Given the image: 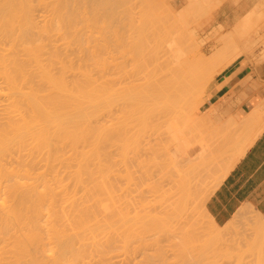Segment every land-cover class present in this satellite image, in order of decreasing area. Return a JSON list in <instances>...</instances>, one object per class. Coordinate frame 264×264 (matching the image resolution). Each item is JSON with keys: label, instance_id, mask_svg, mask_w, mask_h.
Instances as JSON below:
<instances>
[{"label": "rangeland", "instance_id": "obj_1", "mask_svg": "<svg viewBox=\"0 0 264 264\" xmlns=\"http://www.w3.org/2000/svg\"><path fill=\"white\" fill-rule=\"evenodd\" d=\"M42 1L35 0L34 30H41L44 27L42 24L45 25L50 16L46 29L52 30L48 32L44 27L43 31L51 33L52 38L51 34H46L41 39L42 32L38 31L39 34L34 31V37L37 39L39 36L41 47L44 44L43 50H40L52 49L54 54L61 45H58L61 35H58L57 27L60 30L65 25V33L63 30L61 34L67 36L66 43L61 40L65 44L60 46L58 52L65 57L69 82L78 79L82 88L81 95L85 99L82 100L81 96L84 108L82 140L86 134L87 138L85 136V142L83 140L80 143L83 149L79 147L81 166L85 171L81 170L84 184H81L83 188L80 187L82 225L85 223L82 230L88 227L83 231L85 239H92L90 244L111 246L114 249L113 264H264V217L251 208L243 218H238L233 226L235 228L224 230L214 226L203 204L215 187L216 178H198L195 175L199 172L197 165L192 168L189 155H184L186 160L177 159L174 155L176 144L185 139L184 135L193 144L208 146L206 122L200 120L199 110L208 102L209 95L200 103L198 101L203 98H197V94L208 79H211L207 83L210 85L218 70L234 58L223 57V48H233L234 55L240 54V48L235 49L223 43L231 37L234 28L232 24L225 25L231 0H204L203 7L196 8L199 12L193 9V4L198 5L197 0H67L64 5L68 8L70 17L65 15L66 7L63 9L65 2L62 0H50L49 3ZM257 1L262 2L258 9L262 16L259 25L262 33L256 39L262 40L264 0ZM59 3L62 4L64 13L58 10L61 9ZM209 10L213 17L207 14ZM46 11H50L51 15ZM58 12L65 15V18L59 16ZM42 15L49 16L43 18ZM35 16L42 20L39 21ZM61 17L69 19L62 21L63 25L60 26ZM36 23L41 27H37ZM197 29L200 35L194 37L193 32ZM44 37L47 38L46 41ZM48 41L52 46L46 43ZM45 43L49 44L48 47ZM262 47L263 45L257 47L255 53L247 57L253 64L264 65L261 59ZM74 72L79 73V77L74 76ZM128 80L129 83H125ZM174 95L179 100L190 103L187 105L189 113H178L177 116L169 113L170 107L166 108L168 104H164L168 101L174 103ZM123 96L127 97L122 99ZM172 104L168 106L173 108ZM171 121L179 124L177 125L181 128L176 127L181 129V135L174 136L171 132L173 129H167ZM69 122L71 124V119ZM99 141L100 144L97 145ZM69 145L68 150L73 153L70 148L72 144ZM209 148L218 160L215 167L227 164L221 153H215L213 144ZM85 153L89 155L86 156ZM70 157L72 156H68V163L73 161ZM106 157L108 160L111 158L110 161ZM72 163L74 171L75 160ZM67 168L71 181V165ZM185 178H189L190 183ZM187 184L191 185V189H186ZM72 186L73 184L68 189L69 194L73 191ZM170 187H174L175 191ZM159 188H163L161 190L165 192ZM156 190L157 193L160 190L158 196ZM163 210H167L169 215ZM91 224L94 226H90ZM125 240L128 242L125 245L128 250L127 255L123 256L125 252L121 249L123 245H120ZM119 256L123 257L120 259ZM125 256H128L127 262L122 261Z\"/></svg>", "mask_w": 264, "mask_h": 264}, {"label": "bare ground", "instance_id": "obj_2", "mask_svg": "<svg viewBox=\"0 0 264 264\" xmlns=\"http://www.w3.org/2000/svg\"><path fill=\"white\" fill-rule=\"evenodd\" d=\"M39 1H42V0H39ZM48 1L50 2V0H46V3ZM66 1L67 0H64V1L62 0V2H65L63 3V7H64L63 9H65L66 7L64 5V4H67ZM205 1L207 2L209 0H205ZM240 1L241 0H231L229 4L230 5L232 4L233 7L238 6V4H240ZM59 2H61V0H59ZM196 2H198V5L193 4V9L194 8L196 9L197 7H198L197 9H201L203 7L204 0L203 1L197 0ZM34 4H35V0H0V264H113L112 259H113L114 249L108 245H101L98 243L90 244V240L92 239H89L88 237H87L88 240L85 239V234L83 232L84 230H87L88 227H85L86 229L82 230V226L85 223L82 225L83 219L81 218L82 212L80 208V205H81L80 194H82V191L80 187L83 188V185L81 184H84L83 183L84 181L82 182V171L81 170H83V168L81 166L82 160L80 158L81 153L79 150L83 147V145L82 147L80 146V143L81 142L83 143V140L85 142V139L87 138L86 136L87 134H86L85 135L86 138L84 136V139L82 140V137H83L82 135H84L82 134V131H83L82 129L83 128L82 126V114H83L82 112L83 111L82 110H84L83 106L81 105L82 103L81 98L83 97L81 95L82 88H81V85L78 79L74 80L73 82H69L67 70L65 68V63H66L65 57L63 56L61 52H58L60 50V46L62 47V45L66 43L65 37L67 36H65L64 34L65 29L63 28L65 27V25L64 26H61V25H63L62 21H67L69 19L67 18L66 20H64L65 15L68 14L67 12L68 8L66 7L67 13L65 12V15H62V13L64 12H62V4L59 3L61 4L59 5L61 9L58 8V10L62 12V13L58 12L59 16H64V18L61 17V22L58 19V21L61 23V24L59 23V25L61 26V27L59 26L60 30L57 27L58 35L59 34L61 35L60 36L61 38H59L61 43L58 41L59 42L58 45L59 44L61 45H59V50L55 51V53L53 54L52 49L50 47L49 49H51V51L50 50L46 51L49 45V44L47 45L46 43H50L49 41L45 43V46H47L46 50L44 47L45 51H42L43 50L42 47L44 44H42V47H41L40 46L41 41L39 42V40H41L43 36H45L46 34H49V35L51 34L48 32H51L52 29L51 30L49 29L50 31L46 29L47 27L46 24L50 22V21L48 22V18L50 17L49 15H51V13L49 11L50 13L49 14L46 11L47 14H49L48 15L49 17L47 16L48 18L46 17L47 14L44 16L42 15L43 18L44 17L47 18L45 19L48 22L47 23L44 20L46 22L45 24L46 26L41 23L42 26H44L45 28L41 27V25L40 26L37 25L36 23L37 27L39 26L42 28L41 29L42 31L39 28H37L38 30L37 29L34 30V28H36L35 18H34V12H35ZM37 4L41 5V3H37ZM48 5L51 7L50 4ZM197 12L199 11L197 10ZM207 12H208L207 14L209 15V17L212 16L210 13V10ZM37 13L42 14L39 12ZM69 15L70 14H68V17H70ZM247 15L248 16L246 17V19L245 20L243 19L244 23L242 24V26H240V29H238V31H236L237 30V27H236L235 29L236 32L242 33V34L250 33L257 27V25H259V23L261 22L260 20H262L261 19L262 16L256 15L253 11ZM36 18H39V17H36ZM40 19L41 17L39 18V21ZM58 21H57V24H58ZM195 24H197V22ZM239 25L241 24H238L237 26L239 27ZM43 28L48 32H46L45 30L43 31ZM34 31L35 32L38 31L42 33L46 32V33L43 35L41 33L40 35L41 39L39 38V36H37V39H36L34 37ZM61 31L64 32V33L62 32L64 35L61 34ZM49 35H47L46 37H49ZM193 35L194 37H196L197 35H200L199 29L193 32ZM234 35L232 33L231 37H229L227 41H223V43L224 45H231L235 49H237V48H240L241 46L238 44V41H237L239 38H237V40L234 39L235 37H237L238 34L236 33ZM51 38H52V34H51ZM46 39L47 38H45L44 40L46 41ZM61 40L65 43L62 44ZM37 41L39 42V44ZM51 44L52 43H50V45ZM74 76L79 77V73L74 72ZM137 78L138 76L135 77V79ZM210 80L211 79H208L204 83L203 89L199 91V93L197 94V98H200V99L203 98L200 101H198L200 103L205 98L208 97L207 95H209L207 91L209 84L207 83L210 82ZM127 82L129 83V80L126 81L125 83ZM125 97L127 96H123L122 99ZM175 97L176 95H174V98ZM87 99H89V97H87ZM176 99L174 103L172 101L165 102L166 104L164 105H167V104L171 105L172 103L174 104V105L172 104L173 108H171V106H168V105L166 106V108L170 107L169 113H171L172 115H176L178 113L180 115V113L183 114V112L187 113L189 111V109L187 110L188 108L187 105L190 103L183 102L182 100H179L178 97H176ZM70 100H71V103L69 102ZM82 100H85L84 97ZM178 100L180 101V103ZM129 103H131V101L128 102V104ZM69 104H71L72 106ZM93 104L95 105V103ZM97 104L99 103H96V105ZM90 109H91V106H90ZM70 110H72L71 111L72 113L70 112ZM167 110L168 109H166V112ZM104 111H105V108H104ZM163 111L165 112V110ZM169 113H167V115ZM85 116H86V113H85ZM88 118H90V116ZM192 118L190 119L192 120ZM70 119H71V124L69 122ZM84 119H87V118H84ZM86 122H88V120ZM175 124H176L175 122L172 123L171 121V125L173 127L171 125L170 127L168 124L167 129L169 130V128L170 129L172 128L173 130L172 131L169 130V131L174 133V136L178 134L181 135L180 133L181 129H178L181 127L180 126L178 127L179 125L178 123H177L178 125L177 124L175 125ZM178 138H180V136ZM189 141L188 140L184 141V143L187 142L186 144H184L185 148L183 146V143L179 141V144L180 142L182 143L181 145L183 148L179 145L182 151L186 152V149L188 148V146L190 147L192 143H189ZM171 142H173L172 139H171ZM69 144H72L70 148H72L73 153L72 151L70 152V150H68L69 149L68 147L70 146ZM98 144H100V141L99 143H97V145ZM106 144H103V145L105 146ZM79 147L81 148L79 149ZM68 152L72 153V155H70V153ZM108 152L111 153L109 150ZM108 152L105 151V153H108ZM184 152L182 153L184 154ZM68 156L74 157V158L70 157L71 160L73 159L72 162H74L75 160V163H74L75 168L73 167L74 171H72V166H74L73 163L71 161H69V163L71 162L70 164L67 162ZM103 156H106V154ZM110 159L111 158H109L108 160L107 158L108 161H110ZM168 160L169 161L171 160L170 156ZM67 163L69 167L71 165V170L69 173L72 174L73 172L72 174L73 176L71 175L73 178L71 179L73 181L72 180L70 181V178H69L70 175H68L69 169L67 168L68 167ZM176 164L174 166H177ZM101 165H102V162H101ZM194 165L195 164L192 165V168L194 167ZM205 165L207 166L209 164L205 163ZM84 166L86 167V165ZM181 166L180 168L179 167L178 168L181 169ZM200 166H202V164ZM203 167L206 169L205 166ZM84 169L86 170V168ZM97 171H100V170H97ZM179 172L182 173V171H179ZM206 172L209 173L207 177L212 178V176H210V172L208 171ZM192 173H193V169H192ZM197 173H200V174H197ZM197 173L196 174L193 173V174H195L200 179L206 177L203 171L197 172ZM201 173L203 174L204 177L201 176ZM190 176H192V174ZM186 180L190 183L189 178H187ZM68 183H70V186L73 184L72 186L73 191L69 190V192L72 191V193L70 194L68 193V189L70 187L68 186L69 185ZM183 183L184 182H182V185ZM188 186L186 187V189L187 188L191 189L190 187L191 185L189 187ZM175 188L177 187L175 186ZM213 188L215 189V187ZM159 189L161 190L163 188H159ZM157 190H156V194L158 196V193L160 190L158 191V193H157ZM161 191H164V190H161ZM174 191L175 190H173V192ZM167 193H170V192H168L167 190ZM162 195L163 194L161 193V196ZM177 195H181V194H177ZM177 195L176 197L175 196L174 197L177 198ZM166 199L168 200V197ZM174 202L176 203L178 201H174ZM164 212H167V210ZM90 226L93 227L94 224H91ZM88 232L86 231L87 234ZM217 233H218V230H217ZM88 241L89 243H87ZM123 242L125 243L121 244L120 246L123 245L121 249L124 250L125 252V254H123L124 256V255H127L128 249H127V246L125 245L128 242L126 240ZM129 248H130V245H129ZM128 255H129V252H128ZM122 257L119 256L120 259ZM127 257L125 256L122 259V261L125 262L126 259H128Z\"/></svg>", "mask_w": 264, "mask_h": 264}, {"label": "crops", "instance_id": "obj_3", "mask_svg": "<svg viewBox=\"0 0 264 264\" xmlns=\"http://www.w3.org/2000/svg\"><path fill=\"white\" fill-rule=\"evenodd\" d=\"M261 3L243 0L238 6L228 5L225 25H234L232 33L240 35L234 39L239 38L241 47L238 55H234L233 48L222 49L223 57L234 58L218 70L209 85L208 102L199 110L200 120L206 122L208 146L193 144L184 135L183 140H188L192 146L182 151L179 145L182 147L181 144L184 146L187 142L181 140L174 151L177 159H186L184 155L187 154L192 165L198 164L199 172L203 171L207 177L208 171L210 176L217 178L218 183L204 203V209L214 225L224 230L233 227L251 208L264 217V65L253 64L247 59L263 45L261 59L264 61V39H256L262 33L260 23L250 33L236 32L247 14L253 11L261 16L258 10ZM238 24L241 25L238 27ZM211 144L227 164L215 167L218 160L211 153Z\"/></svg>", "mask_w": 264, "mask_h": 264}]
</instances>
